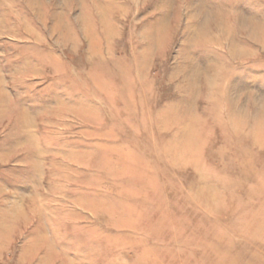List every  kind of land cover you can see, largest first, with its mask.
I'll return each mask as SVG.
<instances>
[{
    "label": "rangeland",
    "instance_id": "obj_1",
    "mask_svg": "<svg viewBox=\"0 0 264 264\" xmlns=\"http://www.w3.org/2000/svg\"><path fill=\"white\" fill-rule=\"evenodd\" d=\"M0 264H264V0H0Z\"/></svg>",
    "mask_w": 264,
    "mask_h": 264
},
{
    "label": "crops",
    "instance_id": "obj_2",
    "mask_svg": "<svg viewBox=\"0 0 264 264\" xmlns=\"http://www.w3.org/2000/svg\"><path fill=\"white\" fill-rule=\"evenodd\" d=\"M62 157L66 158V154H63Z\"/></svg>",
    "mask_w": 264,
    "mask_h": 264
}]
</instances>
